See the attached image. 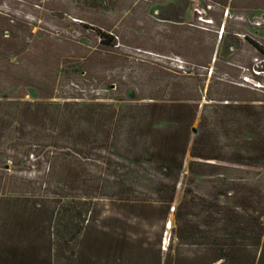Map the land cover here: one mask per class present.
<instances>
[{"label": "rangeland", "instance_id": "1", "mask_svg": "<svg viewBox=\"0 0 264 264\" xmlns=\"http://www.w3.org/2000/svg\"><path fill=\"white\" fill-rule=\"evenodd\" d=\"M222 2L0 0V31L6 18L16 23L12 40L0 38V111L12 112L16 105L27 110L23 103H28L30 112L37 105L46 119L42 131L36 123L34 131L13 135L0 150V200L30 195L56 208L68 203L61 196L70 172L96 171L94 177L107 165L128 161L136 191L152 194L156 167L144 155L136 165L138 148L118 141L114 147L110 137L130 122L129 104L192 101L198 111L191 140L201 130L219 151L244 144L243 133H254L253 124L216 119L220 107L232 102L249 104L264 116V0H227L226 8ZM97 30L111 36L114 46L99 48ZM97 133L110 137L99 155L79 157L71 149L83 136ZM217 173L181 174L179 185L191 183L202 193L220 183L229 188L238 183L264 196V170L228 166ZM110 191L108 184L94 195L104 210ZM168 237L166 227L163 247Z\"/></svg>", "mask_w": 264, "mask_h": 264}, {"label": "trees", "instance_id": "2", "mask_svg": "<svg viewBox=\"0 0 264 264\" xmlns=\"http://www.w3.org/2000/svg\"><path fill=\"white\" fill-rule=\"evenodd\" d=\"M223 1L221 5L226 8L227 0ZM15 24L5 19L1 41L12 40ZM224 32L225 26L220 39ZM95 33L99 48L114 46L111 36L98 30ZM245 41L259 50L256 44ZM23 106L28 111L20 110L19 105L12 112L0 111L1 151L11 143L13 135L34 131L36 123L46 121L37 105L31 112L28 103ZM128 107H133L130 122L123 124L114 138L110 137L114 139V147L118 141L122 146L138 148L140 157L134 158L136 165L143 161L144 155L146 162L156 167L157 182L152 194L146 196L136 191L135 176L129 171L133 162L128 161L114 167L107 165L94 177L92 173L96 171L70 172L67 190L61 196L68 203L56 208L30 195H20L11 202L1 199L0 264H264V201L256 200L257 190L238 183L232 188L220 183L198 193L190 183L183 192L188 200L171 208L186 154L203 161L215 159L264 170V124L263 130L258 131L264 116L254 114L249 104L232 102L220 107L221 115L216 122L240 124L245 120L254 125V133L249 130L243 133L247 137L244 144L224 152L216 150V143L201 130L190 139L189 130L198 111V105L192 101L129 104ZM201 121L200 118L199 125ZM138 122L145 123L144 129ZM41 124L36 130H43ZM74 128L76 132L83 131ZM101 136L99 133L88 138L83 136V143L75 141L71 149L79 157L99 155L110 146L107 142L110 137ZM191 164L187 168L188 178L215 176L222 171L220 166L203 162ZM108 184L113 191L109 192L110 203L104 210L94 195L105 190ZM170 210H173L175 228L170 231L162 251L164 225Z\"/></svg>", "mask_w": 264, "mask_h": 264}, {"label": "crops", "instance_id": "3", "mask_svg": "<svg viewBox=\"0 0 264 264\" xmlns=\"http://www.w3.org/2000/svg\"><path fill=\"white\" fill-rule=\"evenodd\" d=\"M190 162H192L191 165H195L194 163L197 162L198 164H201V162H203L204 164H208L209 166H220V167H236V168H240V169H250L249 167H244V166H236V165H231V164H228V163H224V162H221V161H217L215 159H210L209 161H203L201 159H194V158H191L189 156V154H186L185 157H184V160H183V168L181 170V173H180V176L181 174L183 175H187L188 174V165L190 164ZM207 170H211V168H208ZM252 170V169H251ZM255 170H259V169H255ZM180 178V177H179ZM180 180V179H179ZM179 180H178V184L175 188V193H174V196H173V200H172V204H171V208H174L175 206L179 205L181 203V201H185V200H188V196H185L183 195V192L184 190L187 189L186 185H183L180 187L179 185ZM198 193H201V191H197V190H194ZM264 196L258 194L257 197H256V200H259V201H264ZM168 229V232H169V236H170V231L175 228V221H174V216H173V210H170L168 215H167V219H166V222H165V225H164V232H165V229ZM169 239V237H168ZM168 239L166 238V241H168ZM167 244V243H166ZM165 244V245H166ZM162 251L165 250V246L163 247L162 246Z\"/></svg>", "mask_w": 264, "mask_h": 264}]
</instances>
